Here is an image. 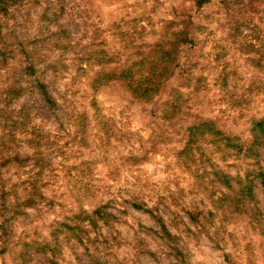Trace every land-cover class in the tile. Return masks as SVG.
I'll return each instance as SVG.
<instances>
[{
  "label": "clouds",
  "instance_id": "obj_1",
  "mask_svg": "<svg viewBox=\"0 0 264 264\" xmlns=\"http://www.w3.org/2000/svg\"><path fill=\"white\" fill-rule=\"evenodd\" d=\"M261 121L264 0H0V264H264Z\"/></svg>",
  "mask_w": 264,
  "mask_h": 264
},
{
  "label": "trees",
  "instance_id": "obj_2",
  "mask_svg": "<svg viewBox=\"0 0 264 264\" xmlns=\"http://www.w3.org/2000/svg\"><path fill=\"white\" fill-rule=\"evenodd\" d=\"M253 131L257 135L258 140H264V121L257 123Z\"/></svg>",
  "mask_w": 264,
  "mask_h": 264
},
{
  "label": "rangeland",
  "instance_id": "obj_3",
  "mask_svg": "<svg viewBox=\"0 0 264 264\" xmlns=\"http://www.w3.org/2000/svg\"><path fill=\"white\" fill-rule=\"evenodd\" d=\"M49 103H51V101H49Z\"/></svg>",
  "mask_w": 264,
  "mask_h": 264
}]
</instances>
